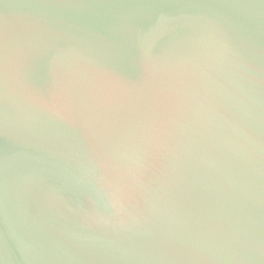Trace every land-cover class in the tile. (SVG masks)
Masks as SVG:
<instances>
[{
  "label": "water",
  "instance_id": "95a60500",
  "mask_svg": "<svg viewBox=\"0 0 264 264\" xmlns=\"http://www.w3.org/2000/svg\"><path fill=\"white\" fill-rule=\"evenodd\" d=\"M0 264H264V0H0Z\"/></svg>",
  "mask_w": 264,
  "mask_h": 264
}]
</instances>
